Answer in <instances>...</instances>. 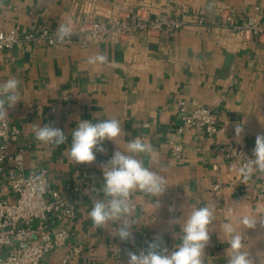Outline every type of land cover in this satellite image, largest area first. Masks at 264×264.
Listing matches in <instances>:
<instances>
[{"label": "crops", "instance_id": "crops-1", "mask_svg": "<svg viewBox=\"0 0 264 264\" xmlns=\"http://www.w3.org/2000/svg\"><path fill=\"white\" fill-rule=\"evenodd\" d=\"M139 5L181 17L186 24L172 34L137 31L122 40L0 52V82L10 77L21 81L22 99L9 110L8 120L20 129L11 147L24 149L25 172L44 167L49 187L57 190L66 182L80 184L85 179H94L100 187V165L117 146L106 140V154L97 153L92 164H76L68 155L71 132L78 119L95 123L115 118L124 129L119 146L124 148L136 137L149 141L155 161L139 158L154 171L163 169L168 180L159 208L157 198L133 194L139 220L132 229L135 246L94 227L88 213L95 193L75 196L74 218L49 223L51 228L64 227L68 235L45 255L43 264H63L66 255L71 264H127V250H144L154 237L171 251L180 242V225L191 207L208 204L215 205L216 220L210 226L205 264H227L228 243L221 225L229 222L240 231L254 264H262L264 228H246L239 221L257 214L258 207L264 209V175L254 174L243 183L237 172L240 165L227 153L237 146L253 152L256 135L264 133V35L228 29L255 16L264 26V0H0V29L24 32L46 26L57 31L70 20L98 19ZM100 53L108 63H87ZM179 101L188 110L198 104L214 108L222 130L212 136L191 128L178 132ZM49 123L64 131V144L34 139L33 124ZM241 123L245 133L237 139L234 127ZM177 144L180 151L174 149ZM171 204L176 205L174 213L168 211ZM173 218L178 220L170 227Z\"/></svg>", "mask_w": 264, "mask_h": 264}, {"label": "clouds", "instance_id": "clouds-1", "mask_svg": "<svg viewBox=\"0 0 264 264\" xmlns=\"http://www.w3.org/2000/svg\"><path fill=\"white\" fill-rule=\"evenodd\" d=\"M73 29L70 22L61 23L55 33L59 42L71 38ZM89 65H105L108 57L103 54L90 56ZM21 81L15 77L0 82V122L9 118V110L21 102ZM34 139L43 144L62 145L67 141L64 131L54 124H33ZM235 136L241 139L245 133L243 123L234 127ZM124 133L122 123L109 118L93 123L91 120H77L76 128L71 132V143L68 149L69 158L76 164H92L96 162L97 153L106 154L104 142L107 140L117 146L107 160L102 162L103 183L94 187L91 193L92 207L88 215L94 227L105 230L109 235L118 237L122 242H130L135 246L132 229L139 225L135 216L132 196L136 192L145 196L155 197L158 208L159 198L168 188V180L164 170L154 171L146 167L141 155L155 161L156 151L152 144L144 138L136 137L121 148L117 141ZM243 183H247L254 174L264 175V133L256 135L252 157L247 158L237 169ZM170 213L176 211V205L168 207ZM264 209L257 208V214H246L239 223L246 228H264ZM178 219L173 218L169 226H176ZM215 205H193L180 225V242L169 251L162 247L160 237H154L144 250H127V264H205V248L210 242V226L215 222ZM117 225L113 227V225ZM227 238V264H254L249 251L245 250L242 235L232 223L221 225ZM264 264V262H262Z\"/></svg>", "mask_w": 264, "mask_h": 264}, {"label": "built area", "instance_id": "built-area-1", "mask_svg": "<svg viewBox=\"0 0 264 264\" xmlns=\"http://www.w3.org/2000/svg\"><path fill=\"white\" fill-rule=\"evenodd\" d=\"M259 10L260 6H255ZM73 35L64 42L56 39V31L46 26L18 32L15 29H0V52L5 49L35 46H55L64 44L86 45L92 42L122 40L137 31L172 34L186 24L181 17L167 12L153 11L139 5L121 7L119 13L98 19L70 20ZM203 22L202 18L198 19ZM231 33L264 35V26L258 16L248 17L240 24L228 28ZM180 118L178 132L188 128L212 136L221 131L217 124V113L211 106L198 104L188 110L183 101L175 109ZM20 133L19 127L8 119L0 122V264H43V258L53 248L62 245L68 235L64 227L51 228V219L71 220L76 214L75 196L89 197L98 184L94 179H85L80 184L66 182L62 190L49 187L47 169L40 167L32 172L24 171V149L12 148ZM176 145V151L181 150ZM227 156L230 161L243 164L252 152L243 146L232 148ZM219 183H215L217 188ZM8 192L13 197L7 196ZM63 264H71L68 256Z\"/></svg>", "mask_w": 264, "mask_h": 264}]
</instances>
